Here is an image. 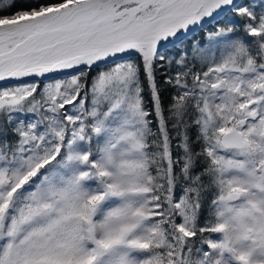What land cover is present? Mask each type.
<instances>
[{
  "label": "snow or ice",
  "instance_id": "obj_1",
  "mask_svg": "<svg viewBox=\"0 0 264 264\" xmlns=\"http://www.w3.org/2000/svg\"><path fill=\"white\" fill-rule=\"evenodd\" d=\"M0 264H264V0H0Z\"/></svg>",
  "mask_w": 264,
  "mask_h": 264
}]
</instances>
